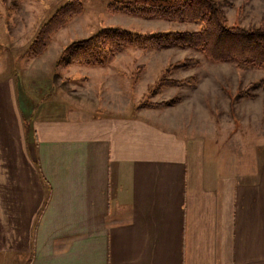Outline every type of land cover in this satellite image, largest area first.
<instances>
[{"label": "crops", "instance_id": "0c3cea01", "mask_svg": "<svg viewBox=\"0 0 264 264\" xmlns=\"http://www.w3.org/2000/svg\"><path fill=\"white\" fill-rule=\"evenodd\" d=\"M93 92L36 101L0 77V260L264 264L262 134Z\"/></svg>", "mask_w": 264, "mask_h": 264}, {"label": "rangeland", "instance_id": "374dc122", "mask_svg": "<svg viewBox=\"0 0 264 264\" xmlns=\"http://www.w3.org/2000/svg\"><path fill=\"white\" fill-rule=\"evenodd\" d=\"M69 1L0 0V77H13L20 90L36 101L62 94L87 99L94 89L107 84L110 92L106 97L114 105L132 103L150 108L147 105L157 104L152 108L164 111L159 113L161 121L171 116L182 124L189 116L196 122H210L211 128L222 125L230 139L240 134L251 142L260 134L264 139V64L235 59L214 61L203 48L174 44L128 48L107 66H64L60 62L69 45L104 28L118 27L147 35L200 31L203 26L199 22L116 12L110 9L116 0H79L83 12L52 36L42 54L29 53L41 27ZM216 1L230 27L249 29L264 25V0ZM162 79L165 82L155 92ZM153 115L156 118V112ZM235 121L241 124L236 129ZM3 260L0 264H10ZM25 263V259L16 262Z\"/></svg>", "mask_w": 264, "mask_h": 264}, {"label": "trees", "instance_id": "16d2710c", "mask_svg": "<svg viewBox=\"0 0 264 264\" xmlns=\"http://www.w3.org/2000/svg\"><path fill=\"white\" fill-rule=\"evenodd\" d=\"M116 12L159 18L170 21H193L202 24L200 31L139 34L118 28H104L95 35L69 45L61 55L64 66L72 63L85 66H107L117 54L133 47L143 49L169 45L203 48L214 61L235 59L243 63L264 64V25L249 29L228 25L225 12L216 0H116L110 4ZM83 12L79 0H70L45 23L29 48V53L42 54L52 36L67 25L73 16ZM162 79L154 89L162 86ZM150 108L157 104L147 105Z\"/></svg>", "mask_w": 264, "mask_h": 264}]
</instances>
